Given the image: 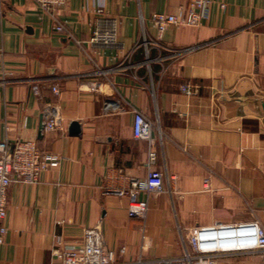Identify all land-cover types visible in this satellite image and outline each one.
<instances>
[{"label": "crops", "instance_id": "obj_1", "mask_svg": "<svg viewBox=\"0 0 264 264\" xmlns=\"http://www.w3.org/2000/svg\"><path fill=\"white\" fill-rule=\"evenodd\" d=\"M191 1L67 0L52 16L0 0V141L60 157L36 183L11 185L0 264H60L57 239L77 246L97 225L120 262L177 258L185 231L219 224L233 227L209 235L227 249L218 264H264L242 228L264 229V0H210L201 26L160 35L152 15H185ZM100 18L116 47L89 43ZM46 109L62 130H42ZM135 112L153 123L151 142L134 137ZM150 151L165 191L142 193L147 215L133 219L126 197L104 191L145 179Z\"/></svg>", "mask_w": 264, "mask_h": 264}, {"label": "built area", "instance_id": "obj_2", "mask_svg": "<svg viewBox=\"0 0 264 264\" xmlns=\"http://www.w3.org/2000/svg\"><path fill=\"white\" fill-rule=\"evenodd\" d=\"M41 9L53 13L66 4L67 0H33ZM221 7H224L223 5ZM210 0H192L185 15L177 16L166 13H154L152 22L158 33L164 34L167 31L180 26L199 27L207 21L210 15ZM98 14L103 15L99 10ZM63 23L57 21L54 31L65 32ZM89 43L96 47H116L117 33L114 26H108L101 18L96 23ZM35 96L40 94L39 84L32 87ZM181 91L186 95H192L193 89L188 85L181 86ZM53 93L58 95L60 90L53 87ZM49 112L45 110L46 120L44 131H55L63 129V119L57 114L47 119ZM154 125L141 113L135 112L133 133L137 140L152 141ZM157 155L150 151L148 154V171L145 179L130 178L126 188H111L104 191L105 196H115L128 199L129 215L133 219H144L148 212V201L141 199L142 193H163L165 191L163 175L155 167ZM60 164V157L55 153L41 151L32 141H17L13 145L0 141V244H3L8 232L6 227L7 219V198L11 185L18 181L22 183H36L41 174L55 169ZM233 226L216 225L208 230L185 231L184 243L188 249L184 256L155 261H138L134 264H218V261L227 254V249L218 247L211 233L227 231ZM248 229L251 242L247 246V253L261 255L264 259V229L257 221L246 223L242 227ZM247 232V231H245ZM252 232V233H251ZM208 235V239L201 236ZM57 246L53 249L52 255L60 264H128L115 259L114 255L106 248L101 226L86 229L82 242L75 245H65L61 238L57 239ZM121 256L126 254V248H122Z\"/></svg>", "mask_w": 264, "mask_h": 264}, {"label": "water", "instance_id": "obj_3", "mask_svg": "<svg viewBox=\"0 0 264 264\" xmlns=\"http://www.w3.org/2000/svg\"><path fill=\"white\" fill-rule=\"evenodd\" d=\"M42 130H44V125H42ZM69 132L71 135H78L80 134V125L77 122L70 123Z\"/></svg>", "mask_w": 264, "mask_h": 264}]
</instances>
